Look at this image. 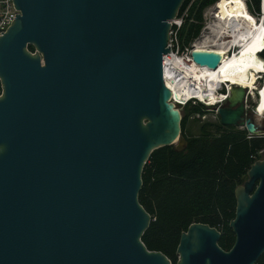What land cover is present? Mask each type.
Here are the masks:
<instances>
[{
  "label": "water",
  "instance_id": "obj_1",
  "mask_svg": "<svg viewBox=\"0 0 264 264\" xmlns=\"http://www.w3.org/2000/svg\"><path fill=\"white\" fill-rule=\"evenodd\" d=\"M184 1L14 0L20 12L0 36V264H173L143 242L152 216L139 194L152 152L187 146L163 64ZM223 55L191 50L212 70ZM246 94L233 85L218 116L263 135ZM236 198L232 248L195 222L180 236L177 264H256L264 159Z\"/></svg>",
  "mask_w": 264,
  "mask_h": 264
},
{
  "label": "trees",
  "instance_id": "obj_2",
  "mask_svg": "<svg viewBox=\"0 0 264 264\" xmlns=\"http://www.w3.org/2000/svg\"><path fill=\"white\" fill-rule=\"evenodd\" d=\"M219 1H184L178 14L185 13L179 30L182 50L201 35L206 9ZM247 5L253 15L261 16L262 0H247ZM29 49L35 50L32 45ZM260 58L264 60V50ZM204 108L200 102L185 106L181 132L186 148L177 151L168 145L154 150L142 174L139 200L152 216L143 242L150 250L162 251L173 264H177L182 232L195 222L220 230L219 245L232 248L235 234L230 222L236 216V188L247 179L251 165L264 157V134L251 135L246 129L224 125L219 116L215 122L201 124L198 134L190 133V117L204 114ZM256 264H264V253Z\"/></svg>",
  "mask_w": 264,
  "mask_h": 264
},
{
  "label": "bare ground",
  "instance_id": "obj_3",
  "mask_svg": "<svg viewBox=\"0 0 264 264\" xmlns=\"http://www.w3.org/2000/svg\"><path fill=\"white\" fill-rule=\"evenodd\" d=\"M217 7L220 15L209 23L208 42L224 54L221 65L212 70L192 59L173 56L167 62L175 75H167L166 83L177 94L176 104L195 97L212 105L220 102L216 89L221 82L253 86L259 76L262 79L255 107L257 114L264 116V61L259 54L264 50V24L249 11L245 0H221Z\"/></svg>",
  "mask_w": 264,
  "mask_h": 264
},
{
  "label": "built area",
  "instance_id": "obj_4",
  "mask_svg": "<svg viewBox=\"0 0 264 264\" xmlns=\"http://www.w3.org/2000/svg\"><path fill=\"white\" fill-rule=\"evenodd\" d=\"M263 8H264V0H262V9ZM19 12L20 11L15 6L14 0H0V36H2L4 32H6V30L12 25L15 19H17L16 17L19 14ZM263 13L264 11L262 10L261 18L264 17ZM184 14L182 16H178L172 21V28L170 31V38L168 42V46L170 47V52L164 55V60H163L165 81H166L167 75L168 76L175 75L174 70L170 66H168L167 60L170 57L181 56L182 58L192 59L191 50L193 48H197V46H201V48H207V49L209 48L217 49V46L209 44L208 40H209L210 35L205 34L204 31L201 32V35L198 38H196L189 47H186L184 50L181 49L180 39H179L180 38L179 30L182 27L183 22H184ZM256 16H257L256 18L259 20L260 16H258L257 14ZM209 27L210 26H207V28ZM261 79L262 78L258 76L253 86L249 84H247L246 86L243 85L245 88H247V94H246V99H245L247 111L251 110L252 112L256 113L257 108L255 107V102L257 101L258 93H259L257 87L261 85ZM238 85H241V84H238ZM191 86H194V85H191ZM232 86L233 84L227 83V82H221L219 84V88L216 89L217 90L216 92L219 93V95L221 96L220 102H218L219 104L210 105L207 102L205 101L202 102L198 98H195V97L190 99L188 102H191V101L202 102L204 105H207V107H217V112H218V107L224 105V103H226L228 97L230 96ZM175 100H176L175 98L172 99V101H175ZM262 153L263 152H261V155Z\"/></svg>",
  "mask_w": 264,
  "mask_h": 264
},
{
  "label": "rangeland",
  "instance_id": "obj_5",
  "mask_svg": "<svg viewBox=\"0 0 264 264\" xmlns=\"http://www.w3.org/2000/svg\"><path fill=\"white\" fill-rule=\"evenodd\" d=\"M245 1L247 3V0H245ZM217 6H218V4L215 6V8H214V6H211V7L207 8L206 11H205V13H204L205 22H204V26H203L202 31H204L205 34H209L210 35V32L211 31H210L209 28H207V26H210L211 23L215 22V18L220 15L219 9H218ZM260 18H261V16H260ZM209 23H210V25H209ZM230 55H232V54H230ZM189 103L196 104L198 102L191 101V102H188V103L183 104V105L182 104H180V105L177 104V105L183 111L184 108H185V106L187 104H189ZM200 103L203 104L202 102H200ZM204 109L206 110V112L204 114H194V115H192L190 117V122H189V125H188V131L190 133H192V134H194V133L195 134H198L201 124H203L204 122H215V121L218 120L217 107H207V105H205V108ZM252 113L253 112L251 110L248 111L249 116H252L253 119H254V121L260 126L261 129L264 130V116H260L259 117L257 115H253Z\"/></svg>",
  "mask_w": 264,
  "mask_h": 264
},
{
  "label": "flooded vegetation",
  "instance_id": "obj_6",
  "mask_svg": "<svg viewBox=\"0 0 264 264\" xmlns=\"http://www.w3.org/2000/svg\"><path fill=\"white\" fill-rule=\"evenodd\" d=\"M211 31V30H210ZM210 34H211V32H210Z\"/></svg>",
  "mask_w": 264,
  "mask_h": 264
}]
</instances>
